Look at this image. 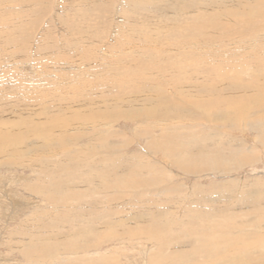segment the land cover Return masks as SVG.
<instances>
[{"label":"bare ground","instance_id":"obj_1","mask_svg":"<svg viewBox=\"0 0 264 264\" xmlns=\"http://www.w3.org/2000/svg\"><path fill=\"white\" fill-rule=\"evenodd\" d=\"M18 3L54 17H0V264H264V198L184 180L263 160L264 0Z\"/></svg>","mask_w":264,"mask_h":264},{"label":"rangeland","instance_id":"obj_2","mask_svg":"<svg viewBox=\"0 0 264 264\" xmlns=\"http://www.w3.org/2000/svg\"><path fill=\"white\" fill-rule=\"evenodd\" d=\"M7 3H9V6L8 7L6 6ZM7 3L6 4H3L0 7V17H5L6 18L5 19V22H7V25H5L6 23H4V22L1 23V26L3 27V31L5 32V35L7 37V40L8 41H12L14 43V35L15 34H13L11 36H8L6 34L7 31H9V30L12 29L11 24L8 25L9 23H11V21H12V23L13 22H18L19 23L20 19H22V18L24 19L25 22H27L31 18H34V19L37 18L38 21L37 22H34L33 24L32 23H28V24H26V23L16 24V27H18V25H20L19 26V30H18L19 31L18 32V35L20 33L21 34H28V35H30V34L36 32L37 35H35V38L32 39V42L35 43V46H36L38 37L40 35H44V33L45 34L48 33V31L50 29L49 28V22H50V20H52V18L54 17V15H52L50 17H44L43 20L38 25L39 20L44 16V14H42V12L38 13L37 16H35V14H33V11H29L27 8L24 7V5L22 3H20V4L18 3V5H15L16 4V0H9V2H7ZM137 9H139V10H149L150 7H147L146 6L145 8H137ZM159 10L161 12H163V11L166 10V8L165 7L164 8H160ZM19 11H20V13H19ZM136 11H138V10H136ZM88 13L90 14V12H88ZM168 14H170V13L169 12L167 13V11H166V15H168ZM91 16H92L91 17L92 19L93 18L95 19V17H96V16H93V15H91ZM144 16H148V13L147 12H140V14L138 16L133 17L135 19V26H136L137 33H132V31H131V32H129V35L128 36H138V35H141L146 30L145 27H149L147 24H145V23H143V22L140 21L141 18L144 17ZM0 22H2V21H0ZM34 27H35V29H34ZM77 30H78V26L74 27V31H77ZM83 32H85L87 35L88 34H92L87 29H84ZM124 34H126V33H124ZM58 35H59L58 33H55V36H58ZM30 44H31V42H29V45ZM59 45H60V42H59ZM57 54L58 55L60 54L59 56L65 55L63 53H57ZM69 55H72L70 57L73 58V56L75 54L73 55L72 53H69L68 54V57H69ZM127 57L128 56L125 55L124 58H123V60L125 61L127 59ZM1 59H2V57L0 56V60ZM19 59H22V60L23 59H26L25 58V54H24L23 51H22V53L20 52V54H18L17 56H15L13 60H19ZM29 64L20 67V69H21V72L24 73V74H26L27 76H29V74H30V77H29L30 79L31 78L34 79V77H36L35 75H37L35 73V69H37V68L33 66L34 64H32V62H30ZM24 67H25V69H24ZM60 70L62 71L63 69H60ZM49 77H52V79H53L55 77V73H50L49 74ZM37 79L38 78L36 77V80ZM7 80H11V78H8ZM34 81H35V79H34ZM252 87H255V86H252ZM262 92H264V91H262ZM262 92H260V93H262ZM241 94L242 93H240V95ZM236 95L239 96V93H237ZM117 127L120 130H122L124 133H127L128 137H130V139L133 140V142L131 144L132 147L130 148L131 151H136L137 150L138 152H141V149H140L139 145L136 146L138 144V141L132 135V132H131L132 129L134 128V126H131L129 123L121 122L119 124V126H117ZM224 129H226V127ZM224 132H226V134H230L231 133L230 135L234 139V143L235 144L237 143V141H239V143L245 142V143H247V145H254L255 144L256 134L254 132H252L251 130H246L243 133L240 130H231V129H228L227 131L224 130ZM260 150H261L260 153H262V155H261V157L263 159V160L261 159L262 161L258 162L257 164H251L253 166L249 165V166L243 167V169L242 168L236 169V170H234V171H232V172L229 173V174L232 173L231 174L232 176L231 175H227L229 177H223L222 178L220 176L210 175V176H207V177H198V179H195V178L191 177V178H187L188 180H186V179H184V180H185V182H186L187 185H191V183H195V184L197 183L198 185H202L203 184V185H205V187H207V186H210V185H217L219 182L223 183L225 181H228V180H232L233 179L232 181H235V182L239 183L238 185H240V188L242 187L244 190H246L248 192L249 195H251L252 200H254L255 198L257 200H259L260 198H264L263 197L264 196V149L260 148ZM1 174H4V176L8 175L6 177H9L10 176L7 173H2L1 170H0V175ZM26 175H29V174H26ZM10 177L11 178L14 177V179L12 180L13 182L18 179V176L15 177V176H13V174ZM0 179H1V177H0ZM216 182H218V183H216ZM0 187H1V185H0ZM18 194L22 195L21 193H18ZM25 197H26V195H25ZM227 197L228 198H233L234 196L233 195H229V196L227 195ZM224 199H226V196H224ZM260 205H264V204H260ZM0 218L2 219V222L5 223L4 222L5 221L4 219H6V218H3L2 216H0ZM8 219H10V218H8ZM11 225L12 224H9L8 226L10 227ZM8 226H6L5 228L8 229L9 228ZM2 227H3V224L1 223L0 224V231L2 230ZM111 246L112 245H110L109 248H111ZM139 256L136 255V257H138V259H140L143 255H139ZM128 257L131 260L134 259V261H136L134 263H138L139 262V261H137L138 259L134 258L133 256L128 255ZM126 261H127V259H126ZM140 263L143 264V260L140 261ZM8 264H10L9 261H8ZM124 264H130V262H128V263L127 262H124ZM131 264H133V263H131Z\"/></svg>","mask_w":264,"mask_h":264}]
</instances>
